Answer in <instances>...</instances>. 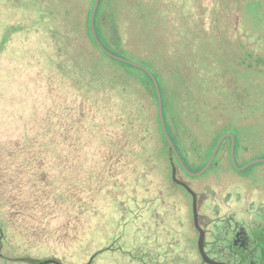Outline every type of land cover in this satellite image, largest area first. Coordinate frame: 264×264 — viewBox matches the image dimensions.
<instances>
[{
  "label": "rangeland",
  "instance_id": "1",
  "mask_svg": "<svg viewBox=\"0 0 264 264\" xmlns=\"http://www.w3.org/2000/svg\"><path fill=\"white\" fill-rule=\"evenodd\" d=\"M52 1L49 0L55 4ZM214 1L203 0V6L208 8L204 19L214 9ZM87 2L91 5L90 0ZM40 3V0H0V226L5 225L2 254L6 258L28 255L62 264H87L101 250L104 253L92 264H139L143 258L153 259L149 249L154 247L155 241H151L155 238L160 244L178 241L186 247L182 242L193 235L194 215V198L186 187L197 194L199 214L205 215L203 220L199 219L200 225H207V219L214 220L222 212L217 210L231 209L241 218L250 205L253 210L264 201V163L237 171L228 163L226 153L216 155L201 177L179 172L178 180L185 184L184 188L173 182L168 151L159 138L148 145L136 141L138 150L134 152L139 154L135 160L126 148L121 162L113 166L108 163L107 171L98 175L105 166V153H111L109 146L101 148L98 135L119 133L117 126L107 120L108 115L102 114L104 111L96 117L93 112L89 115V120L95 121L94 127L89 128L95 136L78 154L80 158L87 155L85 164L73 163L77 156L73 152L69 155L70 164H65L58 149L65 145V135L71 137L68 145L72 150L81 147L77 137L92 136L87 135L86 129L80 130L77 119L71 116L78 111L82 98L57 70L59 57L51 33L59 30L60 25L43 18ZM127 6L129 13L133 7ZM145 6L149 8L146 3ZM249 10L246 18L236 11L234 32L245 34L242 39L245 44L264 54V45L253 34L264 32V16L259 17L264 8L259 13L256 9ZM171 15L165 27L167 33L180 24L176 15ZM165 31L158 30V34L170 42V51L174 52L177 33L166 38ZM227 80L230 84L231 79ZM263 95L246 97L240 112L249 121L238 133L217 123L208 128L194 127L198 129L195 132L198 142L191 147L189 161L193 164L187 163L190 172L198 173L204 168L216 139L227 133L236 135L238 167L264 158ZM152 106L155 109L153 101ZM94 124L102 126L96 128ZM228 149L230 154L231 143ZM146 154L151 156L144 162ZM115 155L114 161L120 154ZM146 163L155 166L154 173L152 169L146 170ZM40 171H46L48 177L41 178ZM130 175L135 177L129 179ZM153 199L157 201L152 203ZM149 201L151 204L145 203L143 208V203ZM170 251L172 246L159 253L164 256Z\"/></svg>",
  "mask_w": 264,
  "mask_h": 264
},
{
  "label": "trees",
  "instance_id": "2",
  "mask_svg": "<svg viewBox=\"0 0 264 264\" xmlns=\"http://www.w3.org/2000/svg\"><path fill=\"white\" fill-rule=\"evenodd\" d=\"M40 1L39 7L43 9L42 14H45L43 18L56 21L60 25V31L55 30L51 33L59 57L57 70L82 98L78 111L71 116L77 119L80 130L86 129L87 135L92 136L94 134L90 133L89 128L95 121H90L89 115L93 112L96 117L104 111L102 114L108 115L107 120L114 123L119 130V133L114 136L110 133L98 135L101 139V148L105 145L109 146L111 152L105 153L103 157L105 166L101 167L102 172L98 175L107 171L108 163L113 166L116 162H121L126 148L132 152L129 154L131 159L135 160L139 154L134 152L138 150L136 141L148 145L151 140L155 141L159 138L168 151L173 182L184 187L185 184L178 180V174L179 172L185 174V172L174 154L169 151L163 136L156 94L149 75L136 67L109 58L93 40L90 18L95 0H90L91 5H88V0H53L52 2L56 5L49 0ZM43 2L48 3L47 7ZM118 3L122 6H118ZM145 3L149 8L145 6ZM127 5L133 7L129 13H127ZM262 8H264V0H215L210 16L204 19L203 16L208 8L203 6V0H100L99 2L95 16L98 40L111 54L136 62L155 75L162 94L163 114L168 134L187 169H189L187 163L193 164L189 161V157H192L191 147L198 142V137L195 135L198 129H194L195 126L208 128L217 123L224 128L229 127L228 131L234 130L238 133L249 121L248 117L242 116L240 112L246 97L264 93V54L252 50L245 44L242 40L246 37L245 34L240 31L234 32L235 28L237 30V10L246 18L249 9H256L259 13ZM126 13L129 16L127 20ZM262 13L259 16L260 19L264 16V11ZM170 15H176L180 24L179 28L173 26L168 31L170 33H167L165 27L169 24ZM123 23L127 27H124ZM140 25H143L142 30L139 29ZM158 30L165 31L166 38L176 31L177 35L174 38L178 41L174 45V52L170 51L172 45L158 34ZM235 34L238 37H232ZM253 34L258 37L255 40L264 45V32L253 31ZM159 67H162L161 71ZM229 78L231 82L227 84ZM232 82L234 84L231 90ZM248 82H251L250 87ZM152 101L156 106L155 109H153ZM188 119H191L192 124ZM101 126L95 125L96 128ZM65 136L66 142H63L65 145L58 148L60 158L65 164H70L69 155L73 152L77 155L73 163L82 161V164H85L87 155L80 158L78 154L83 151L85 145L91 144L93 136L91 138L82 135L77 137L76 140L81 142V147L77 150L70 149L68 140L71 137ZM60 138H63L62 133ZM219 138L216 139L205 164ZM230 143L231 140L226 139L217 155L226 153L228 163L232 166L228 149ZM237 145L238 142H236ZM239 145L242 147V143ZM114 153L120 154L116 161L113 160L116 157ZM146 155L144 162H147L151 156ZM153 158L156 160V156L153 155ZM54 160L58 162L57 158ZM174 166L176 174H174ZM56 167L59 166L56 164ZM151 169L154 173L155 166L146 163V170ZM40 175L41 178L48 177L46 171H40ZM108 175L113 177L110 173ZM133 177L135 176L130 175L129 179ZM133 182H136L135 179ZM185 189L194 198L193 225L191 226L193 235L183 239L182 243L186 247L180 246L178 241H174V244L167 242L160 244L158 238H155L151 241L152 243L155 241L154 247L151 246L149 249V255H152L153 259L143 258L139 264H186L185 259H194L197 256L195 247L192 245H196L198 238L200 218L198 198L197 194L188 187ZM150 201L144 202L143 208L145 203V206H149L157 199ZM143 208L139 207V209ZM5 238V225H3L0 226V263L2 264H55L57 262L50 258H35L28 255L6 258L2 254ZM188 239L191 248L188 245ZM200 242L199 240L198 245ZM168 246H172V251L163 252L164 256L159 253ZM101 253L104 252L96 251L87 264H92Z\"/></svg>",
  "mask_w": 264,
  "mask_h": 264
},
{
  "label": "flooded vegetation",
  "instance_id": "3",
  "mask_svg": "<svg viewBox=\"0 0 264 264\" xmlns=\"http://www.w3.org/2000/svg\"><path fill=\"white\" fill-rule=\"evenodd\" d=\"M249 208L241 218L231 209H220L214 220L199 224L197 243L192 245L197 256L185 259L186 264H264V201L253 210L251 205ZM188 245L191 248L189 239Z\"/></svg>",
  "mask_w": 264,
  "mask_h": 264
},
{
  "label": "water",
  "instance_id": "4",
  "mask_svg": "<svg viewBox=\"0 0 264 264\" xmlns=\"http://www.w3.org/2000/svg\"><path fill=\"white\" fill-rule=\"evenodd\" d=\"M99 2H100V0H95V4H94L93 11H92L91 18H90V30H91V34H92L94 42L97 45V47L105 55H107L109 58H111V59H113L115 61L127 64V65H130V66L136 67V68L146 72L149 75V77H150V79H151V81L153 83L155 94H156L159 123H160V126H161V130H162L163 136L165 138V141L167 143L169 151H171L174 154L177 162L179 163L181 169L185 172V174H187L190 177H195V178L203 176L209 170L211 165L213 164L214 159H215V157L217 155V152L219 151L222 143L226 139H230L231 140L230 162H231V165L233 166V168H235L237 171H244V170H246L248 167H250L252 165L259 164V163H264V158H261V159H256L254 161H251L248 164L244 165L243 167H238V165L236 163V160H235V136L233 134H231V133H227V134L223 135L222 137H220L219 140L217 141V143H216V145L214 147V150H213L209 160L207 161L206 165L204 166V168L201 171H199L198 173L190 172L187 169V167L185 166L184 162L182 161V159H181V157H180V155H179L174 143L172 142V140H171V138H170V136L168 134V131H167V128H166V125H165L164 114H163L162 94H161L159 83H158L155 75L149 69H147L146 67H144V66H142V65H140V64H138L136 62L129 61L127 59H124V58H121V57H118V56H115V55L111 54L110 52H108L101 45L100 41L98 40L96 31H95V16H96V12H97V8H98V5H99ZM173 168H174V174H176V167L174 166ZM200 247L203 248L202 247V243H200ZM58 263H59L58 261L55 262V264H58Z\"/></svg>",
  "mask_w": 264,
  "mask_h": 264
}]
</instances>
